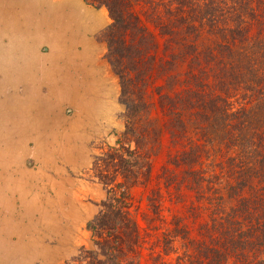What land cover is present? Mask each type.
<instances>
[{
	"label": "trees",
	"instance_id": "16d2710c",
	"mask_svg": "<svg viewBox=\"0 0 264 264\" xmlns=\"http://www.w3.org/2000/svg\"><path fill=\"white\" fill-rule=\"evenodd\" d=\"M83 1L110 20L124 130L74 263L264 264V0Z\"/></svg>",
	"mask_w": 264,
	"mask_h": 264
},
{
	"label": "rangeland",
	"instance_id": "374dc122",
	"mask_svg": "<svg viewBox=\"0 0 264 264\" xmlns=\"http://www.w3.org/2000/svg\"><path fill=\"white\" fill-rule=\"evenodd\" d=\"M68 5L74 11L64 9ZM109 24L105 9L83 0H0V222L5 227H25L21 237L10 235L0 225V264H19L21 258L22 264H75L79 249L90 246L86 225L105 199V190L92 178V162L124 130L118 79L105 58L103 32ZM76 26L80 30L94 27L90 39L103 64L100 74L91 45L88 56L95 63L97 80L88 93L75 96L78 107L68 104L67 91L64 101L59 92L62 86L75 93L82 91L83 74H71L66 61L49 59L50 54L55 58L60 52L52 54L47 45L59 31L63 37L74 35ZM32 75L38 77L36 83ZM30 108L36 127H31L26 116ZM69 123L79 128L70 134ZM38 129H46L42 142H26ZM164 160V156L154 160L153 172ZM132 194L134 208L143 209L145 192L136 188ZM22 247L27 253L20 257L15 250Z\"/></svg>",
	"mask_w": 264,
	"mask_h": 264
},
{
	"label": "crops",
	"instance_id": "0c3cea01",
	"mask_svg": "<svg viewBox=\"0 0 264 264\" xmlns=\"http://www.w3.org/2000/svg\"><path fill=\"white\" fill-rule=\"evenodd\" d=\"M82 10V9H81ZM82 11H86V10H82ZM76 29H77V32L74 34V35H69L68 37H67V35H65L64 37H63V35H62V31H59V35H55V37H56V40H52V39H50L51 41H49V44H47L49 47H50V49H51V52H52V54H54V53H56V52H60V55H59V57L58 56H56L55 58L53 57V55H49L48 57H49V59H57V60H61L60 62H64V61H66L67 63H68V65L70 66V68H71V71H70V73L71 74H83V77H84V88L82 89V91H78L77 93H75L74 92V89H70V91L69 90H67V88H65L64 86H62L61 87V92H59L60 94H66V91L69 93V95H68V98H67V100H68V104H74V105H78V103L76 102V99H75V96L76 97H78V95H81V94H83V93H88L89 92V90L91 89V88H93V87H95V83H94V81H90V79H89V77H88V73L89 74H94V71H95V69L93 68V66H87V67H85V64H84V62H86L88 59H90V57L88 56V47L90 48L91 47V45H92V47H93V51H92V53H94V57H92L93 58V60L97 63V64H99V68H98V72L101 74V70H100V68H101V65L100 64H102L101 62H100V59H99V57H97V49H96V47H95V45H94V42L90 39V35H92V33H93V29H94V27H92L91 26V28L89 29V28H83L82 30H80V29H78L77 28V26H76ZM85 29H87V31H85ZM55 39V38H54ZM83 39H86V40H88V42L90 43V44H85L84 46H82L81 45V40H83ZM45 43V42H44ZM44 45H46V43L44 44ZM46 45V46H47ZM83 48V49H82ZM58 49V50H57ZM86 49V50H85ZM88 50V51H87ZM43 51H44V48H43ZM39 54H41L40 52H39ZM88 57V59H87V57ZM81 60V61H80ZM88 62V61H87ZM103 65V64H102ZM45 67L47 66L46 64L44 65ZM92 71V72H91ZM33 77H35V83H36V79H38V77L37 76H35V75H32ZM74 77V75H72L71 76V79ZM89 79V80H88ZM64 85H65V82H64ZM98 86V85H97ZM43 87H44V85H43ZM40 88L41 87H39V90H40ZM39 95H40V93H39ZM70 99V100H69ZM73 100V101H72ZM75 100V101H74ZM78 107V106H77ZM33 108H30L29 109V111L27 112V119L28 120H30V125H31V127H36L37 125H38V122H37V120H35V117H33V115L32 114H30V111L32 110ZM30 117H32V118H30ZM35 120V121H34ZM79 121V120H78ZM74 123V122H73ZM73 123H69L70 125L71 124H73ZM33 125H35V126H33ZM69 125V126H70ZM77 126H79L77 123L75 124V125H71L70 126V134L74 131V130H76V127ZM54 128H55V126H53ZM56 127H59V124L56 126ZM53 128V129H54ZM61 127H59L58 128V131L59 132H61ZM37 132V133H36ZM52 133H54V134H58L57 132H54L53 130L51 131ZM34 133H36V134H33L31 137H29L28 139H27V141L26 142H33V143H36V142H38V143H40V142H42L41 141V137H43L44 135H46L47 133H46V129H45V132H42L40 129H38V130H35L34 131ZM75 134V133H74ZM25 155V154H24ZM24 157V156H23ZM0 225H1V227H4L5 229H7L8 230V232H9V234L10 235H14V234H20V236H21V234H23V232L25 231V227L23 228L21 225H13V226H9V225H7V227H5V225H2V223L0 222ZM3 228V229H4ZM23 228V229H22ZM22 237V236H21ZM29 249V248H28ZM26 250H27V248H25V247H22L21 249H19V250H15L16 252H20V254H19V256L20 257H23L24 256V254H26L27 252H26ZM26 252V253H25ZM40 252V250H36L35 251V253H39ZM23 260L24 259H22L21 258V260L19 261V260H17L18 261V263L19 264H22L23 263Z\"/></svg>",
	"mask_w": 264,
	"mask_h": 264
},
{
	"label": "bare ground",
	"instance_id": "6f19581e",
	"mask_svg": "<svg viewBox=\"0 0 264 264\" xmlns=\"http://www.w3.org/2000/svg\"><path fill=\"white\" fill-rule=\"evenodd\" d=\"M18 1V0H17ZM26 1V0H25ZM63 1H65V0H63ZM32 2H34V1H32ZM40 2V1H39ZM27 3V2H26ZM37 3V2H36ZM18 4V3H17ZM49 4V3H48ZM51 4V3H50ZM72 4V3H71ZM37 5V4H36ZM31 6V5H30ZM30 6H28V7H30ZM53 6V5H52ZM47 8H49V7H47ZM30 9H31V7H30ZM32 9H34V8H32ZM40 9V8H39ZM52 9V8H51ZM64 9H67L69 12L70 11H74L73 10V8L71 7V6H65V8ZM26 10V9H25ZM28 10H29V8H28ZM27 11V10H26ZM38 11V10H37ZM50 11V10H49ZM48 11V12H49ZM76 11V10H75ZM78 11V10H77ZM34 12V11H33ZM42 12V11H41ZM52 12V11H51ZM35 13H36V10H35ZM46 13V12H45ZM33 14V13H32ZM31 14V15H32ZM77 14V13H76ZM49 15V14H48ZM43 17H45V16H43ZM92 17V16H91ZM49 18V17H48ZM85 19V18H84ZM91 20H93V18L91 19ZM79 23V22H78ZM61 25V24H60ZM90 25V24H89ZM93 25V24H92ZM81 28V27H80ZM53 29V28H52ZM13 37V36H12ZM86 42V41H85ZM88 43V42H87ZM9 46V45H8ZM86 46V45H85ZM11 47V46H10ZM83 49V48H82ZM88 50H89V47L87 48ZM91 49V48H90ZM86 50V49H85ZM87 50V51H88ZM10 55V54H9ZM8 55V56H9ZM7 56V55H6ZM10 57V56H9ZM87 57V56H86ZM90 57V56H89ZM8 58V57H7ZM11 58V57H10ZM10 58H9V61L11 62V60H10ZM87 59H88V57H87ZM7 60V59H6ZM8 61V60H7ZM88 61V62H87ZM86 62H84V64H85V67H87V66H93V68L95 69V63L94 62H91V60L90 59H88ZM8 63V62H7ZM13 64V63H12ZM7 66V65H6ZM12 66V65H11ZM10 66V67H11ZM1 68V67H0ZM2 68H3V65H2ZM4 68H6V67H4ZM8 69V68H7ZM10 71H11V68H10ZM92 72V71H91ZM95 72V71H94ZM97 74H89L88 73V77H89V79H90V81L92 80V81H94L95 79H94V77L96 76ZM23 77V76H22ZM98 77V76H97ZM5 79H7V75L5 76ZM33 79V78H32ZM88 79V80H89ZM28 80V79H27ZM97 80V79H96ZM95 80V81H96ZM100 81V80H99ZM9 82V81H8ZM30 82V81H29ZM32 83V82H31ZM34 83V82H33ZM99 83V82H98ZM28 85V84H27ZM20 86V85H19ZM98 87V86H97ZM66 88V87H65ZM94 88V87H93ZM103 89V88H102ZM93 90V89H92ZM27 91V90H26ZM51 91V90H50ZM103 91V90H102ZM61 92V91H60ZM48 93V92H47ZM101 93V92H100ZM104 96H105V94H104ZM49 97V96H48ZM62 101H64V99H66V95L64 96L63 94H62ZM79 97V96H78ZM85 97V96H84ZM84 97H82V98H84ZM85 98H87V97H85ZM77 99V98H76ZM101 99V98H100ZM104 99V98H103ZM95 100V99H94ZM99 100V99H98ZM73 101V100H72ZM75 101V100H74ZM100 101H102V100H100ZM23 102V101H22ZM83 102V101H82ZM46 103V102H45ZM84 103V102H83ZM19 104V103H18ZM27 104V103H26ZM26 104H25V106H26ZM34 104V103H33ZM101 104V103H100ZM20 105V104H19ZM83 104L81 103V106H82ZM48 106V105H47ZM83 106H85V105H83ZM88 106V105H87ZM101 108V107H100ZM81 109V108H80ZM94 109V108H93ZM85 110V109H84ZM86 110H87V108H86ZM105 111V110H104ZM26 113V111L24 112V114ZM82 115H83V113H82ZM86 115V114H85ZM100 115V114H99ZM87 116V115H86ZM104 116V115H103ZM34 117V116H33ZM30 118H32V117H30ZM85 119V118H84ZM30 121V120H29ZM29 121H28V123H29ZM90 121V120H89ZM94 123V122H93ZM30 124V123H29ZM90 124V123H89ZM54 125V124H53ZM94 125V124H93ZM33 126H35V125H33ZM86 127V129H88V126L89 125H85ZM91 126H92V124H91ZM77 128H79L78 126H77ZM34 129V128H33ZM18 132V131H17ZM12 133V132H11ZM10 133V134H11ZM13 139V138H12ZM14 140V139H13Z\"/></svg>",
	"mask_w": 264,
	"mask_h": 264
}]
</instances>
